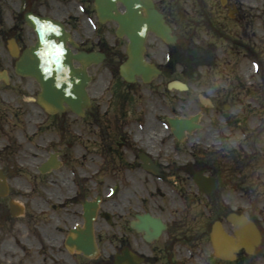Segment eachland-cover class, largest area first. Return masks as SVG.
Returning <instances> with one entry per match:
<instances>
[{
  "label": "flooded vegetation",
  "instance_id": "1",
  "mask_svg": "<svg viewBox=\"0 0 264 264\" xmlns=\"http://www.w3.org/2000/svg\"><path fill=\"white\" fill-rule=\"evenodd\" d=\"M137 1L141 5L142 18L147 20L149 0H115L112 9V3L102 0H0V47H6L8 62L15 75L16 60L10 55V47H16L19 61L28 50L37 47L40 32L33 19L58 23L66 34L64 47L76 57L71 60L73 66L85 70L90 76L88 94L91 108L85 110L80 119L85 130L96 128V145L101 160L112 164V169L116 165L117 169L122 170L120 174L126 177L130 174L134 180L136 177L132 174L142 176L147 181H153V178L162 183L168 179L175 181L178 179L176 161L166 158L168 148H171L173 158H179L177 154L181 146L187 141L193 143L197 132L188 134L185 141L180 143L174 137L166 117L165 122L159 119L153 121L152 115L153 123H146V97L152 95V89L158 96V88L164 83L165 90H168V83L175 79L186 83L189 88L187 92H190L192 81L198 83L203 78L200 69L215 62L217 55H224L221 46L239 47L250 55H254V51L242 41L246 40L242 36L237 39L232 35V28L223 29L224 24L220 20L228 21V25L232 24L231 21L237 22L241 9L237 6L239 0H225V5H222L229 12V19L218 12L216 15L204 11L201 21L192 17L191 13L174 8L172 4L177 0H154L177 36V42L169 45L146 30L144 58L148 64H155L161 75L146 82L149 75L145 71L138 73L136 67L130 65V72L135 73L132 74L135 82L128 83L121 75V66L129 59V50L134 54L138 47V35L131 29V26L135 27V17L129 27V18ZM199 2L206 4L204 0ZM117 15L121 18H117ZM239 20L238 23L243 25L244 18L239 16ZM201 24L211 34L208 39H201L196 34ZM257 26L262 44L259 45L261 55L257 54L256 58L260 59L264 48V0L258 5ZM24 61H20L22 67ZM8 73L9 84H2L11 87L14 85L13 75ZM170 73H178L177 78H169ZM15 76L18 82L15 85L18 93V101L13 106L15 109L2 107L3 103L0 102V133L5 132L12 123L8 122L9 112L6 110H13L10 115L17 120L13 126L19 129V139L15 134L16 137L0 140V168L9 185L7 196L0 198V264H115L118 258L125 256L126 250L138 260V264H185V209L177 193L172 192L178 197V202L172 200L169 205L158 203L150 197L144 184V198L142 201L138 198L140 202L132 204L123 203L119 198V185L116 194L112 192L117 185L96 190L92 196L87 189L79 188L74 183L67 187L66 192L45 187V180L51 175L53 179V172L42 174L40 165L51 154H58L61 161L63 156L61 150L52 146V129L70 132L73 121L69 122L67 117H79L70 109L63 114H48L34 101L42 92L38 80ZM215 92L213 94L217 96ZM9 100L15 102L16 98H3L4 103ZM215 108L216 104L212 109ZM224 115L230 119L229 114ZM168 142L172 145H168ZM36 144L44 149L37 151ZM26 146L44 157L43 160L32 157L33 161L39 163L33 175L15 165L18 162L16 150L17 153H24ZM144 156L152 159L160 169L157 174L143 168ZM199 157H196V164L179 169L184 173L199 169ZM21 176L33 179L28 183L24 181L26 189L12 186L11 181L19 180ZM97 196L101 197L94 221L97 252L94 257H88L68 248L66 240L73 235L72 230L84 228V204ZM146 214L159 222L148 226V231L139 232L133 224L140 221L138 216Z\"/></svg>",
  "mask_w": 264,
  "mask_h": 264
},
{
  "label": "rangeland",
  "instance_id": "2",
  "mask_svg": "<svg viewBox=\"0 0 264 264\" xmlns=\"http://www.w3.org/2000/svg\"><path fill=\"white\" fill-rule=\"evenodd\" d=\"M260 2L261 0H239L237 6L241 9L237 15V22L230 20L232 24L228 25V21L220 19L224 24L222 25L223 29L232 28L234 37L241 39L239 37L242 36L243 39H246L242 41L250 45L249 49L254 51V55H250L248 51L239 47L221 46L224 55H217L215 66L210 65L200 69V76L203 78L198 83L192 81L193 88L190 92L165 90L164 83L158 88V96L152 89V95L146 97L148 98L147 106H145L146 123H153L155 119L165 122V117L169 116L170 112L177 116H190L202 108L201 122L204 128L194 135L193 143L187 141L181 146V150L177 154L180 155L179 158H173L174 154L170 150L171 148H168L166 158L175 159L177 180L168 179L162 183L156 178H153V181H147L143 180L142 176L132 174L136 177L134 180L130 174H128V178L124 174H120L122 170L117 169L116 165V168L112 169V164L101 160L100 151L96 145L98 140L96 128L90 127L85 130L80 118L70 116L67 119L69 122L73 121V125L70 130L72 138L68 139L69 141L62 140L59 131L52 129V146L63 152V164L51 173L53 179L51 175L45 180V187L66 192L67 187H71V183H74L79 188L87 189L88 194L92 196L96 190L100 191L107 187L114 188L115 185H119L121 191L119 198H122L123 203L132 204L140 202L138 198L141 201L144 198L146 194V189L142 188L144 184L151 195L150 197L156 199L158 203L163 202L169 205L172 204V200L178 202V197L172 193L175 192L179 195L185 209V238L189 240L184 247L185 264H236V262L230 263L214 258L209 232L215 219L221 220L226 228L232 231L231 225L226 222L225 218L229 213L238 211L249 214L260 225L264 234V48L261 58H256V55L261 51L259 45L262 44L261 36L257 32V11ZM172 6L182 12L191 13L190 15L198 21L204 18V11L212 14L218 12L228 19L230 16L228 10L221 6L220 0H211L204 6L199 0H177ZM239 16L244 18L243 25L238 23L240 22ZM220 20L218 19V21ZM235 31L237 32L235 33ZM196 34L201 39L211 37L208 29L202 24L198 27ZM8 59L6 47H0V69L8 70L12 74ZM247 67L253 69L250 76L246 74ZM12 75L14 85L11 87L0 85V102L3 103L2 107L9 106L15 109L13 106L18 101L17 86L15 85L18 82L17 77ZM177 76L178 73L169 74V78H177ZM240 84L242 89L239 87ZM214 91L218 94L217 96L213 94ZM6 96L12 100L16 98L15 102L9 100L4 103L3 98ZM25 100L27 99L25 98ZM205 101H210L213 105L216 104V108L208 107ZM225 104H230L232 109L226 111ZM162 105L165 109L160 108ZM6 111L9 112L7 114L8 122L12 123L5 132L0 133V140L5 141L10 137H16V135L19 139V129L13 126L17 122L16 117L14 120L10 115L13 110ZM226 113L230 115V119L226 118L224 115ZM152 115L153 121L151 120ZM235 118L242 126L235 125ZM16 141L20 142V140ZM168 145H172V143L168 142ZM36 147L37 151L44 149L37 144ZM29 148L26 146L23 150L24 153H17L18 149L16 150L18 162L15 165L33 175L39 163L33 161L32 157H40L42 160L44 157ZM234 149L239 159L242 157L251 159V165L242 173L234 177L230 176L231 178L228 180L220 178L215 193L223 204L222 215L217 218L210 216L205 219L210 215V211L204 212L206 210L204 203L207 198L198 193V189L193 183V175L197 170L184 173V170L179 168L196 164L198 153L219 152L227 155L231 154ZM251 154H253L252 158ZM216 158L218 166L230 168L229 163L225 162L221 155H216ZM200 160L198 163L200 169H206L204 157H201ZM103 167L107 168L105 173H103ZM208 169L209 171L206 172L211 175L212 170ZM228 169L225 170L229 171ZM19 180L11 181L12 186L26 189L24 181L28 183L33 179L21 176ZM126 188L130 190H126ZM157 193L161 197L160 195L157 197ZM106 199L109 198L106 196ZM202 210L203 212H201ZM238 261H242L244 264H264V238L255 256L249 257L240 253Z\"/></svg>",
  "mask_w": 264,
  "mask_h": 264
},
{
  "label": "water",
  "instance_id": "3",
  "mask_svg": "<svg viewBox=\"0 0 264 264\" xmlns=\"http://www.w3.org/2000/svg\"><path fill=\"white\" fill-rule=\"evenodd\" d=\"M102 1L112 3L110 8H114L115 0ZM140 6V2L137 1L136 8H133L132 15L129 18L131 21L129 27L132 25L133 18H136L135 27L131 26V29L135 30L138 35V47L136 48V54L130 53V62H127L122 67V75L128 81H133L132 73H134L133 71L129 73L128 68L130 63H132V67L135 66L137 70L139 69L138 71H142L143 69L148 70L153 76L159 73L155 68L147 66L144 62L143 41L146 30L154 32L168 43H174L176 41L175 36L171 35V28L166 24L163 15L154 8L152 3L149 4L150 12L148 13L149 18L147 20L142 18ZM117 18L121 17L117 15ZM33 21L38 25L37 28H39V41L37 47H32L23 56L22 59H25L24 66L22 67L20 65L22 59L16 64V73L31 76L38 80L42 86V93L39 95L37 102L47 112H65L64 104H67L74 112L82 116L84 114L83 109L91 105L86 91L89 77L85 71H80L72 66L71 60L76 57L68 48L64 47L63 43L67 38L59 24H52L51 21L46 19H33ZM11 54L14 57L18 56L14 50L11 51ZM141 66H144V68L142 69ZM1 80L8 82L9 78L6 71L0 72ZM200 116L198 114L190 119L178 117L168 118V123L176 138L182 141L186 136V132L191 133L196 129L202 128L199 125ZM143 162L144 168L156 172V168L151 162L149 163L145 159ZM59 165L58 160L52 157L41 167V171L48 172L51 169H56ZM0 178L3 180L0 181V196H4L7 194L8 186L6 178L2 177L1 171ZM194 181L200 190L205 193H210L216 189L215 182L203 174L196 175ZM99 200L100 198L95 202L85 204L86 229L75 232L77 234L76 238L70 237L67 240V245L70 248L75 247L78 251L88 256L93 255L96 250L92 229ZM141 220L142 223L137 225L138 230L145 229V225L148 223H155L150 217H142ZM227 220L233 226V236L227 235L219 222L214 225L211 234L216 257L234 261L236 260V254L241 250H244L248 255H254L257 247L261 244L262 238L256 224L244 215L237 216L231 214ZM127 258L129 264H135L132 258ZM123 261L122 258L116 264H124Z\"/></svg>",
  "mask_w": 264,
  "mask_h": 264
},
{
  "label": "bare ground",
  "instance_id": "4",
  "mask_svg": "<svg viewBox=\"0 0 264 264\" xmlns=\"http://www.w3.org/2000/svg\"><path fill=\"white\" fill-rule=\"evenodd\" d=\"M246 70H247V71H246L247 76H250V75L252 74V71H253L252 67H247ZM174 87H175L177 90H181V89H182V87H181L180 85H177V84H175Z\"/></svg>",
  "mask_w": 264,
  "mask_h": 264
}]
</instances>
